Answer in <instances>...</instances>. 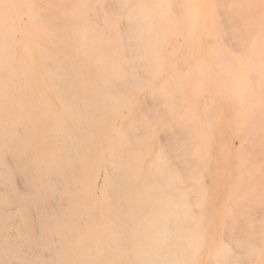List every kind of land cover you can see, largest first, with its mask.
I'll list each match as a JSON object with an SVG mask.
<instances>
[{
    "label": "bare ground",
    "instance_id": "1",
    "mask_svg": "<svg viewBox=\"0 0 264 264\" xmlns=\"http://www.w3.org/2000/svg\"><path fill=\"white\" fill-rule=\"evenodd\" d=\"M182 1L0 0V264H264V0Z\"/></svg>",
    "mask_w": 264,
    "mask_h": 264
},
{
    "label": "rangeland",
    "instance_id": "2",
    "mask_svg": "<svg viewBox=\"0 0 264 264\" xmlns=\"http://www.w3.org/2000/svg\"><path fill=\"white\" fill-rule=\"evenodd\" d=\"M172 1H173V13L177 17V20L179 22L183 23V21L185 20V14H184V10L182 8L183 7L182 6V2L183 1L182 0H179V2H178V0H172ZM192 5H193V9L195 11V14H196L197 18L199 20H201L202 19V16H203V11H204L203 8L202 7H199L200 5H198L197 0H193V4Z\"/></svg>",
    "mask_w": 264,
    "mask_h": 264
}]
</instances>
